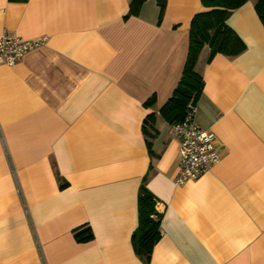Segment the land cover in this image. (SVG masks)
I'll list each match as a JSON object with an SVG mask.
<instances>
[{
    "label": "crops",
    "instance_id": "0c3cea01",
    "mask_svg": "<svg viewBox=\"0 0 264 264\" xmlns=\"http://www.w3.org/2000/svg\"><path fill=\"white\" fill-rule=\"evenodd\" d=\"M0 0V35L44 38L0 65V264H264V23L255 0L226 23L235 56L203 46L196 123L220 160L183 184L160 113L201 0ZM141 184L160 236L135 251ZM89 227L79 241L75 232Z\"/></svg>",
    "mask_w": 264,
    "mask_h": 264
},
{
    "label": "trees",
    "instance_id": "16d2710c",
    "mask_svg": "<svg viewBox=\"0 0 264 264\" xmlns=\"http://www.w3.org/2000/svg\"><path fill=\"white\" fill-rule=\"evenodd\" d=\"M246 0H201L207 10L193 15L190 22L188 52L178 84L160 113L171 124L184 117L187 105L193 104L201 94L204 81L195 66L203 46L209 47L207 60L216 53L235 56L244 50L245 44L226 23L229 13ZM143 0H130L128 15L137 14ZM161 16L165 0H158ZM255 11L264 23V0H255ZM156 198L145 185L138 191V225L132 235L136 253L149 262L152 248L160 236V214L155 209ZM79 241L91 238L89 227L75 232Z\"/></svg>",
    "mask_w": 264,
    "mask_h": 264
},
{
    "label": "built area",
    "instance_id": "2783aa9c",
    "mask_svg": "<svg viewBox=\"0 0 264 264\" xmlns=\"http://www.w3.org/2000/svg\"><path fill=\"white\" fill-rule=\"evenodd\" d=\"M44 38L23 39L9 31L0 35V65L11 66L23 55L43 44ZM196 107L190 102L180 121L170 124L180 142V162L174 177L183 184L210 169L220 160V152L212 132L201 128L195 121Z\"/></svg>",
    "mask_w": 264,
    "mask_h": 264
}]
</instances>
